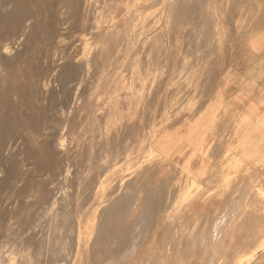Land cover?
<instances>
[{"label": "rangeland", "instance_id": "1", "mask_svg": "<svg viewBox=\"0 0 264 264\" xmlns=\"http://www.w3.org/2000/svg\"><path fill=\"white\" fill-rule=\"evenodd\" d=\"M259 1L0 0V264H264V142L155 150Z\"/></svg>", "mask_w": 264, "mask_h": 264}, {"label": "crops", "instance_id": "2", "mask_svg": "<svg viewBox=\"0 0 264 264\" xmlns=\"http://www.w3.org/2000/svg\"><path fill=\"white\" fill-rule=\"evenodd\" d=\"M245 22L243 29L236 20L223 24L229 32L224 44L214 48L204 44L197 55L193 45L172 58V80L176 63L177 87L172 96L199 94L202 107L200 115L183 117L177 130L156 139V151L185 147L200 152L207 137L211 141L224 137L225 142H264V0L252 4ZM248 92L254 96L245 99ZM210 101L213 105H208ZM146 214L136 220L137 228Z\"/></svg>", "mask_w": 264, "mask_h": 264}, {"label": "bare ground", "instance_id": "3", "mask_svg": "<svg viewBox=\"0 0 264 264\" xmlns=\"http://www.w3.org/2000/svg\"><path fill=\"white\" fill-rule=\"evenodd\" d=\"M2 52L6 53L5 50H3ZM76 68H77V67H76ZM155 84H156V83H155ZM184 84H185V83H184ZM178 108H179V107H178ZM62 180H63V179H62ZM54 196H55V195H54ZM53 204H55V202H54ZM44 211H45L44 214H43V212H42L43 215L48 214V210H45V209H44ZM40 212H41V211H40ZM38 214H39V212H38ZM211 214H212V213H211ZM40 215H41V214H40ZM37 217H38V216H37ZM37 217H36V218H37ZM42 217H43V216H42ZM42 217H39V219L42 218ZM45 218H46V217H45ZM37 219H38V218H37ZM39 219H38V220H39ZM43 219H44V217H43ZM41 220H42V219H41ZM41 220H40V221H41ZM37 223H38V222H37ZM39 224H40V223H39ZM35 226H36V225H35ZM200 229H201V228H200ZM214 230H215V229H214ZM233 250H234V249H233ZM251 251H252V250H251ZM225 254H226V253H225ZM211 261H212V259H211ZM254 264H255V263H254Z\"/></svg>", "mask_w": 264, "mask_h": 264}]
</instances>
